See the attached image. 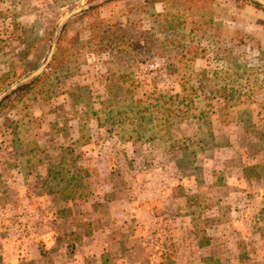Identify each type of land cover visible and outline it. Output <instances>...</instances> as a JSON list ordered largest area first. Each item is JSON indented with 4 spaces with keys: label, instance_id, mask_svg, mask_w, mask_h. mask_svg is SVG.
I'll list each match as a JSON object with an SVG mask.
<instances>
[{
    "label": "rangeland",
    "instance_id": "obj_1",
    "mask_svg": "<svg viewBox=\"0 0 264 264\" xmlns=\"http://www.w3.org/2000/svg\"><path fill=\"white\" fill-rule=\"evenodd\" d=\"M260 4L0 0V264H264ZM200 84L188 152L129 139L133 103Z\"/></svg>",
    "mask_w": 264,
    "mask_h": 264
},
{
    "label": "trees",
    "instance_id": "obj_2",
    "mask_svg": "<svg viewBox=\"0 0 264 264\" xmlns=\"http://www.w3.org/2000/svg\"><path fill=\"white\" fill-rule=\"evenodd\" d=\"M259 60L260 62H263V64L259 65L260 68H262L260 70L264 72V53L262 54ZM240 68L243 70L245 74H252V73L257 72V68H252L247 65L241 66ZM231 71L233 70H227L224 72V74H228V72H231ZM43 74H39L38 78H36V81L34 82L41 80L42 78L41 76H43ZM213 74H216V72H214ZM204 75L205 76L207 75L206 72L204 73ZM246 81L249 82V78H247ZM259 81L261 83V85L259 86H262L264 88V79L260 80L259 78ZM119 89L123 90L121 88ZM207 89H208V86L203 85V84H200L197 88L195 87H192L189 89L185 88L184 89L185 97L180 96L181 100H179L178 105L174 103L175 97L173 96H170L168 98L162 97V98L154 99L152 102H145L142 100H137L136 103H133L130 109V113L133 114L132 115L133 117L132 125L133 126L136 125L142 128L146 124V126L150 125V127L148 128V130H145L142 132L139 131L138 129H133L132 131L134 132V136H129V139H133V137H137L138 139H141L143 137L142 133L146 134V131L150 132L151 134L150 141H153V140L155 141L157 139L163 140L166 138L165 136L167 135L168 139L171 141L174 148H180L184 152H188L190 150V147L184 145V143L186 144V142L190 140H184V142L182 141V143H180L179 146H176L178 145V142L173 141L172 134L175 131H177L180 124L188 120H196L198 126L203 125V124L212 126V122H211L212 115L210 113H212L213 110H215L214 106L212 105L209 106L210 104L209 103L207 104L206 107H210L213 109L204 111L201 107H199L201 104L196 103L194 98L191 97L192 93H195L198 91L205 92ZM210 94L224 99V103L222 104L223 107L218 109L221 114L225 110L237 105V104L230 102L231 99H234L235 90L228 91L226 87H221V88L214 87V89L213 88L210 89ZM194 111L196 112V114H194ZM197 111L201 112V114L200 115L197 114ZM226 117L227 116H223L221 118L222 121H225ZM126 118H129V116H126ZM124 119H121V120H124ZM125 121L127 122L126 119ZM163 132L165 134H162ZM123 133H124V137L132 134V132H130L128 128H126ZM198 144L203 145V139L199 138ZM70 155L74 156V153L71 152ZM189 157H195L194 152H191L189 154ZM51 176L52 174L50 173L48 177H51ZM59 176H60V173L55 172V176H53V179L58 180ZM63 181H64L63 178L59 180L60 183ZM70 186L71 185L68 184V186L64 189V191L67 190ZM68 195H71V194L69 193Z\"/></svg>",
    "mask_w": 264,
    "mask_h": 264
},
{
    "label": "water",
    "instance_id": "obj_3",
    "mask_svg": "<svg viewBox=\"0 0 264 264\" xmlns=\"http://www.w3.org/2000/svg\"><path fill=\"white\" fill-rule=\"evenodd\" d=\"M262 5H264V0H258ZM55 48V47H54ZM53 52L54 51H52V53H51V55H50V59H51V57H52V55H53ZM44 68H45V66H43L38 72H37V74L39 75V74H41L42 72H43V70H44Z\"/></svg>",
    "mask_w": 264,
    "mask_h": 264
}]
</instances>
